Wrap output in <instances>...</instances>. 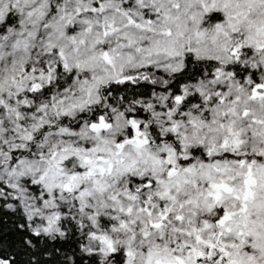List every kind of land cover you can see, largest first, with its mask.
I'll return each mask as SVG.
<instances>
[{
    "label": "rangeland",
    "instance_id": "1",
    "mask_svg": "<svg viewBox=\"0 0 264 264\" xmlns=\"http://www.w3.org/2000/svg\"><path fill=\"white\" fill-rule=\"evenodd\" d=\"M8 14L0 197L17 199L33 232L60 234L68 219L102 262L122 251L124 264H264V0H0V24ZM186 55L217 64L181 93L199 103L172 106L167 93L140 103L176 147L150 145L143 119L115 107L100 133L85 115L76 132L57 127L98 105L103 86L171 75ZM57 64L71 83L32 100Z\"/></svg>",
    "mask_w": 264,
    "mask_h": 264
},
{
    "label": "trees",
    "instance_id": "2",
    "mask_svg": "<svg viewBox=\"0 0 264 264\" xmlns=\"http://www.w3.org/2000/svg\"><path fill=\"white\" fill-rule=\"evenodd\" d=\"M218 19L211 18L209 21ZM16 22L15 14H8L0 24V35L5 34L8 28ZM183 66L177 72L163 77L159 72H148L144 79H126L118 83L103 86L99 91V103L90 107L85 113L76 117L62 116L57 122V127L76 132L79 129L78 121L85 115L88 122L93 123L103 116L109 107H115L119 111H125V116L133 119H143L148 143L154 146L170 145L177 146V139L173 136L159 137L153 127L152 117L149 110L144 109L140 103L149 100L159 93L168 94V102L180 104L181 108L199 103V95H182L184 88L200 81L211 79L217 64L212 60L195 59L186 55ZM232 72L238 78L243 77L247 70L240 69L238 64L231 65ZM52 86L38 88L33 93H28L32 100L38 101L49 96L51 88L61 91L71 83L72 72L65 70L57 64L53 72ZM161 75V77H160ZM163 84V85H162ZM126 117V118H127ZM47 131V130H45ZM43 130L34 137V145L42 139ZM24 156V152H17ZM97 158L103 160L101 153H96ZM95 156V157H96ZM99 156V157H98ZM108 158V155H104ZM194 158L205 160V156L199 150L194 151ZM71 161V158L69 159ZM191 162V161H189ZM67 163H70L67 160ZM77 170V169H75ZM30 194L37 196L38 184L24 182ZM140 190V187L138 188ZM0 197V264H124L122 251L110 256L106 262H102L95 253H86L83 249V236L79 234L78 227L66 219L60 225V234H37L31 230L28 215L19 205L17 199H13L6 191ZM160 224H166L162 222Z\"/></svg>",
    "mask_w": 264,
    "mask_h": 264
},
{
    "label": "water",
    "instance_id": "3",
    "mask_svg": "<svg viewBox=\"0 0 264 264\" xmlns=\"http://www.w3.org/2000/svg\"><path fill=\"white\" fill-rule=\"evenodd\" d=\"M263 92L262 89H256L255 90V93L256 94H261ZM107 124L105 123L104 119L103 118H100V120H98L97 123H91L89 125V130H91L90 132L92 133H97L99 131H105V130H108L107 129Z\"/></svg>",
    "mask_w": 264,
    "mask_h": 264
}]
</instances>
